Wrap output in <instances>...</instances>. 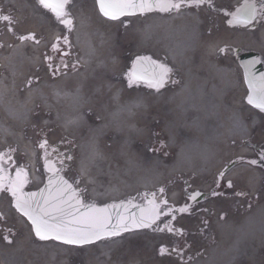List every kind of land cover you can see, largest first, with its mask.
Segmentation results:
<instances>
[{
  "label": "bare ground",
  "instance_id": "1",
  "mask_svg": "<svg viewBox=\"0 0 264 264\" xmlns=\"http://www.w3.org/2000/svg\"><path fill=\"white\" fill-rule=\"evenodd\" d=\"M3 2L15 11L11 26L15 34L5 25L0 38V145L15 148L31 168L42 136L46 135L58 155L68 154L76 144L75 170L89 188V199L95 201L104 189L102 200H118L123 193L151 190L173 173H186L195 182H203L229 159L251 158L245 141L256 130L257 116L242 107L243 86L234 69L211 62L222 42L203 39L196 14H155L140 19L137 52L165 56L186 77L182 89L151 93L127 86L119 74L122 50L112 46L101 19L80 10H74L77 69L56 77L47 74L40 55L57 31L50 29L49 18L31 0ZM29 32L41 42L17 38ZM232 43L264 50V26L257 35L238 36ZM193 49L201 52L198 76L190 70ZM29 79L31 86L26 84ZM163 110L168 145L176 149V161L168 166L136 145L137 139L148 138L151 115L157 118ZM177 126L188 138L176 137ZM259 137L264 138V129ZM101 172L107 178L102 188L96 181ZM226 180L242 181L249 200L226 199L225 211L209 220L207 231L201 211L208 204L176 222V229L183 230L179 236L186 241L182 256L160 253L162 246L166 252L172 246L178 249V242L157 228L79 249L35 240L18 217V235L12 243L0 239V264H264V173L245 161L231 169ZM33 181L40 184L36 175ZM177 192L167 194L176 208Z\"/></svg>",
  "mask_w": 264,
  "mask_h": 264
},
{
  "label": "snow or ice",
  "instance_id": "2",
  "mask_svg": "<svg viewBox=\"0 0 264 264\" xmlns=\"http://www.w3.org/2000/svg\"><path fill=\"white\" fill-rule=\"evenodd\" d=\"M38 8L50 12L57 22L63 26V34L58 36L51 45V52L57 53L64 61L62 65L53 66L51 56H45L44 60L48 65L53 77L66 75L61 71V67H68L67 60L64 59L72 55V42L70 36L75 30V21L71 14V8L75 0H35ZM209 0H94V5L98 9L101 17L109 22L118 21L123 24L122 17L146 16L152 13L171 14L179 13L185 9L199 8L202 5L208 6ZM233 19L229 20V25H254L259 20H264V0H245L244 4L232 14ZM0 21L9 24L13 23L9 15H0ZM127 27V25H125ZM14 33L13 28L8 29ZM21 42H33L39 44L41 41L35 33L29 32L17 37ZM219 51L224 52L225 49ZM76 63L71 64L73 70L77 69ZM139 67V71H137ZM247 72V66H244ZM172 69L166 64L152 59L150 56H137L133 61V70L127 74L128 87L133 84L144 82L147 87L159 93L169 82ZM247 78V77H246ZM260 87L253 90V80H248L250 91L247 103L264 112V73L259 77ZM33 83L32 79L26 81L28 86ZM176 83V81H172ZM136 106H139L138 104ZM239 124V121L237 122ZM42 156L46 161L45 168H50L52 161L49 149L55 151L54 146L50 145L47 139H41L37 143ZM151 151L164 152L163 141L159 142V147H154ZM15 149H8L0 152V191L7 192L11 197V207L26 220L31 236L40 242L57 241L66 245H96L98 242L111 241L122 233L130 232L140 228H148L154 224L161 216L172 214L174 211L168 207L167 200L157 202L156 194H152V200L147 207L141 208L139 205V215L127 214L126 204L121 201L119 204L113 203L104 207H97L95 204L86 202L88 199L87 190L79 188V180L73 182L60 176L58 172H53L48 177V186L38 192H25L24 186L28 182V174L23 166H17L15 175L5 176V171L12 163V154ZM166 154V153H165ZM67 159L71 160L69 156ZM259 160H264V152L259 154ZM241 162H245L241 158ZM52 163H55L52 161ZM250 165H257V159L246 161ZM225 173L221 172L216 178V185L219 187ZM233 188L231 180L225 185ZM47 192V195H45ZM163 194L164 188L159 189ZM202 193L196 192L190 195L189 200H197ZM217 195L216 192L212 193ZM238 196H247L244 191H237ZM83 197V198H81ZM130 203V201L128 202ZM167 208V212H165ZM125 209V212L119 211ZM111 210H117L115 212ZM189 210L187 205L176 209L181 213ZM207 211V210H205ZM223 219V214H221ZM3 219V217H0ZM207 225V221L203 222ZM167 227V226H166ZM169 231H177L183 234L182 229L169 228ZM14 235V233H13ZM3 239L11 244L9 236ZM167 249L163 246L160 253L165 254ZM172 251L182 256L179 249L173 248ZM183 264V261H181Z\"/></svg>",
  "mask_w": 264,
  "mask_h": 264
},
{
  "label": "flooded vegetation",
  "instance_id": "3",
  "mask_svg": "<svg viewBox=\"0 0 264 264\" xmlns=\"http://www.w3.org/2000/svg\"><path fill=\"white\" fill-rule=\"evenodd\" d=\"M81 1H85V2H93L94 0H75L76 2H81ZM32 3L36 4L35 0H31ZM245 0H209V4L208 6H204L202 5L199 8H191V9H185L182 12L176 13V14H180V13H193L196 14L200 20V26L202 27V34H203V39L205 41L209 40L212 41L213 39H221V40H227L228 43H232L234 42V40L238 37V36H242V35H249V36H255L257 35L258 31L264 26V20H259V22H255L254 25H249V26H242V25H229L228 21L233 19V13H235L237 11V9H239L243 4H244ZM42 13H44L48 18H49V24H50V29L52 28V14L50 12H45V11H41ZM10 11L5 7V5L3 4V0H0V15H7L9 14ZM5 21H0V38L2 37L3 34V27H4ZM56 25H58V27L61 29L63 34V27L56 21L55 22ZM127 25V27L125 26ZM136 24L132 23V19H123V24H121L120 22H115L112 23L111 27L112 30H114L115 32H117V35H114V39L117 40H122L127 34L132 33L133 28ZM49 30V29H48ZM55 42V41H54ZM54 42H50L47 43L45 45V48L42 52V54L40 55V60L41 62H43L45 68H46V72L47 74H49V69H48V65L44 60L45 56L50 55L51 56V63L52 65L58 66V65H62L63 64V60L61 59V57L59 55H57V53L55 52H51V45ZM114 45H120V43H114ZM127 46H131V44H127ZM2 47V44L0 42V49ZM239 47V46H238ZM220 49H225L224 52L219 51ZM240 56L239 54L235 53V48L233 46L230 45H225V46H221L215 53H214V57L211 58V62L223 66L227 63H229L232 67H237L238 68V57ZM201 52L199 50H195L194 56L191 60L192 65L194 66V70H196L195 72H201V68L199 67V64L201 63ZM67 60L68 63V67H61V71L65 72L68 70H72L71 68V64L72 63H76L77 64V51L75 50V48H72V55L68 56L66 58H64ZM130 67V61L127 63V66L125 67L126 71H128L127 69H129ZM198 68V70H197ZM240 71V70H239ZM241 73V72H240ZM240 80L242 82V78L241 75H239ZM176 81V83H172V81ZM183 85V76L181 75L180 71H176V75L172 74L170 76L169 82H168V86H170L171 88L175 87L176 89L180 88ZM242 94V98H241V104L242 107H245V101H244V94ZM248 109H250L248 107ZM164 110L158 114L157 118L155 117V115H151L154 118H152L151 120V124L149 126V131H148V138L144 140H138L137 139V147H144V150L147 152V154L149 156H157L160 158V160H162L166 166L171 165L173 163V161L175 160V156H176V149L174 147H169V139L167 134L164 131L163 128V121L165 119L164 117ZM257 116V124H259L260 122V115L256 112L255 113ZM168 118V117H167ZM177 133H176V137L177 138H188V133H186L182 128H180L179 126H177ZM188 135V136H187ZM255 133L252 135V138L250 140H248L247 145L251 146L253 149H256L255 147V142L256 138H255ZM163 141L164 143V152H153L151 151L152 148L154 147H159V142ZM166 153V154H165ZM260 149H256L254 150V158L253 159H257L259 161V163L257 164V166L261 167L262 166V161L259 160V154H260ZM73 158L74 155H72V159L70 164L68 163H64L62 165V172L66 175L69 176L70 178L73 179V183L75 186V182L76 180H79V188L81 189H86L88 192V186L87 184H85L81 177L79 175H76L75 173V169H74V162H73ZM240 158L236 157V158H231L227 161V163L220 168L216 173H214L213 176L207 177L206 180H204L203 182H195L193 180V178L190 175H186V173H173L172 174V179L173 181L168 182L167 184H164L163 186H160L161 188L165 189V192L169 191V190H176V185L181 187V201L182 202H186L189 204V210L188 212L192 211L195 208H200L201 206L208 204V207L206 206L205 208H203L202 211H204V214L207 217V225H205L207 228H210L209 225V220L217 215L218 213H221L223 208H224V204L226 199H229V195L231 197V199H236V200H240L243 201L244 200V196H238L236 195L237 191H243L242 188H239L238 186H235L233 188H227L225 185L227 184V181H225L224 179L226 178V174H228V172L233 169L235 166H237L238 162H240ZM15 166L9 167L7 169V176L8 175H15ZM221 172L225 173L224 178L221 181L220 186L218 187L215 183L216 178L219 176V174ZM101 175L96 179L97 183H100V187H104L107 183V178L105 176L104 172L100 173ZM180 175V176H176ZM27 188L29 187V184L27 183L25 185ZM183 188V189H182ZM157 189V188H156ZM104 190V189H103ZM101 191V190H99ZM184 192H187L188 194L186 195ZM199 192L202 193L201 196H199L197 198V200L193 201V200H189V196ZM216 192L217 195L213 196L212 193ZM4 194L0 191V202L2 201H9V196L7 194L4 195V197H2L1 195ZM218 209V211H216ZM207 210V211H205ZM201 211V213L203 214V212Z\"/></svg>",
  "mask_w": 264,
  "mask_h": 264
},
{
  "label": "water",
  "instance_id": "4",
  "mask_svg": "<svg viewBox=\"0 0 264 264\" xmlns=\"http://www.w3.org/2000/svg\"><path fill=\"white\" fill-rule=\"evenodd\" d=\"M244 66H247V72L245 70V81H246V85H247L249 91H250V86H249L248 80H253V85H252L253 90L258 89L260 87L259 77L262 73H264L262 68H261V65L259 64L258 61L252 63L250 60H248L245 62ZM244 69H245V67H244ZM136 70L139 71L140 70L139 67H137ZM47 172L52 174L54 171L50 167V168H47ZM47 186H48V180H47L46 185L43 189H45ZM45 195H47V192H45ZM136 206L137 205H135V204H126L127 214L139 215V209ZM111 211L115 212L117 210H111ZM119 211L125 212V209H119ZM140 229H143V228H140Z\"/></svg>",
  "mask_w": 264,
  "mask_h": 264
},
{
  "label": "rangeland",
  "instance_id": "5",
  "mask_svg": "<svg viewBox=\"0 0 264 264\" xmlns=\"http://www.w3.org/2000/svg\"><path fill=\"white\" fill-rule=\"evenodd\" d=\"M85 3H87V2H84V3H82V4H85ZM91 7H92V6H91L90 4H87V9H89V10H93V9H91ZM125 52H127V51H124V50H123V53H122V54H124ZM128 53H129V52H128ZM39 166H40V168L42 167L41 164H39ZM124 237H125V236H124ZM79 249H81V248H79Z\"/></svg>",
  "mask_w": 264,
  "mask_h": 264
}]
</instances>
